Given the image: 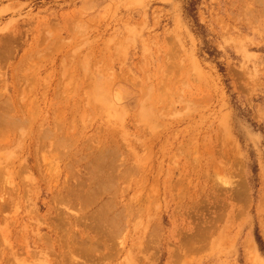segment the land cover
I'll use <instances>...</instances> for the list:
<instances>
[{
	"label": "rangeland",
	"instance_id": "obj_1",
	"mask_svg": "<svg viewBox=\"0 0 264 264\" xmlns=\"http://www.w3.org/2000/svg\"><path fill=\"white\" fill-rule=\"evenodd\" d=\"M0 177V264H264V0H0Z\"/></svg>",
	"mask_w": 264,
	"mask_h": 264
},
{
	"label": "bare ground",
	"instance_id": "obj_2",
	"mask_svg": "<svg viewBox=\"0 0 264 264\" xmlns=\"http://www.w3.org/2000/svg\"><path fill=\"white\" fill-rule=\"evenodd\" d=\"M96 87H97V86H96ZM162 87H163V86H162ZM99 88H100V87H99ZM96 89H97V88H96ZM97 91H98V90H97ZM10 104H11V103H10ZM56 109H58V108H56ZM10 110H11V109H10ZM1 116H2V115H1ZM2 119H4V118H2ZM60 122H61V121H60ZM60 126H62V125H60ZM48 129H49V127H48ZM51 129H52V128H51ZM60 129H61V128H60ZM60 129H59V130H60ZM46 130H47V129H46ZM2 132H3V131H2ZM53 132H54V131H53ZM53 132H52V133H53ZM59 132H60V131H59ZM60 134H61V133H60ZM50 137H51V135H50ZM63 137H64V136H63ZM51 138H52V137H51ZM57 138H58V137H57ZM69 138H70V137H69ZM41 139H44V138H41ZM61 139H62V138H61ZM39 141H40V140H39ZM49 141H50V140H49ZM61 141H62V140H61ZM55 144H56V143H55ZM56 146H57V145H56ZM40 148H43V147L40 146ZM64 148H65V147H64ZM47 150H48V149H47ZM70 150H71V149H70ZM77 151H78V150H77ZM65 152H66V151H65ZM58 154H59V153H58ZM108 154H109V153H108ZM114 154H115V153H114ZM46 155H47V154H46ZM55 156H56V155H55ZM95 159H96V158H95ZM106 159H107V158H106ZM101 161H102V160H101ZM111 161H112V160H111ZM112 162H113V161H112ZM112 162H111V163H112ZM114 162H115V160H114ZM54 166H55V165H54ZM72 167H73V165H72ZM96 168H97V166H96ZM94 169H95V167H94ZM96 170H98V169H96ZM113 170H114V169H113ZM103 171H104V170H103ZM91 173H92V172H91ZM94 173H95V172H94ZM94 173H93V174H94ZM97 173H98V172H97ZM128 173H129V172H128ZM45 174H46V173H45ZM68 174H69V173H68ZM118 177H120V176H118ZM126 177H127V176H126ZM0 178H1V177H0ZM108 179H109V178H108ZM102 181H103V180H102ZM88 184H89V183H88ZM86 186H87V185H86ZM108 186H109V185H108ZM89 188H90V187H89ZM110 189H111V188H110ZM112 189H113V188H112ZM82 190H83V189H82ZM84 190H85V189H84ZM91 190H92V189H91ZM91 190H90V191H91ZM79 191H80V189H79ZM88 191H89V190H88ZM92 192H94V191H92ZM96 192H97V191H96ZM98 192H99V191H98ZM98 192H97V193H98ZM110 192H111V191H110ZM74 193H75V192H74ZM76 193H77V192H76ZM90 193H91V192H90ZM97 193H96V194H97ZM92 194H93V193H92ZM94 194H95V193H94ZM77 196H78V195H77ZM82 196H84V195H82ZM98 197H99V196H97V198H98ZM73 198H74V197H73ZM76 198H77V197H76ZM91 198H92V197H91ZM97 198H96V199H97ZM77 199H78V198H77ZM81 200H82V199H81ZM56 201H57V200H56ZM111 201H113V200H111ZM111 201H110V202H111ZM66 202H67V201H66ZM80 202H81V201H80ZM110 202H109V203H110ZM62 203H64V202H62ZM69 203H70V202H69ZM69 203H68V204H69ZM84 203H85V201H84ZM64 204H66V203H64ZM68 204H67V205H68ZM86 205H87V204H86ZM89 205H90V204H89ZM84 206H85V205H84ZM103 206H104V205H103ZM106 206H108V205L106 204ZM126 207H127V206H126ZM123 208H124V207H123ZM9 209H10V208H9ZM76 209H77V208H76ZM110 209H111V208H110ZM112 209H113V208H112ZM58 210H59V209H58ZM104 210H105V209H104ZM106 210H107V208H106ZM129 210H130V209H129ZM85 211H86V210H85ZM5 212H6V211H5ZM102 212H103V211H102ZM105 213H106V212H105ZM122 213H123V212H122ZM68 214H69V213H68ZM97 214H98V212H97ZM115 214H116V213H115ZM63 215H64V214H63ZM106 215H107V214H106ZM95 216H96V215H95ZM116 216H117V215H116ZM116 216H115V217H116ZM87 217H89V216H87ZM103 217H104V215H103ZM123 217H124V216H123ZM78 218H79V217H78ZM112 218H114V217L112 216ZM112 218H111V219H112ZM126 218H127V217H126ZM67 219H68V218H67ZM85 219H86V218H85ZM94 219H95V218H94ZM64 220H65V219H64ZM64 220H62V221H64ZM87 220H88V219H87ZM90 220H91V219H90ZM112 220H113V219H112ZM62 221H61V222H62ZM103 221H104V220H103ZM105 221H106V220H105ZM114 221H115V219H114ZM82 222H83V221H82ZM82 222H80V223H82ZM101 222H102V221H101ZM52 223H53V222H52ZM85 223H86V221H85ZM90 223H91V221H90ZM112 223H113V222H112ZM116 223H117V222H116ZM54 224H55V223H54ZM101 224H102V223H101ZM90 225H91V224H90ZM103 225H104V223H103ZM115 225H116V224H115ZM119 225H120V224H119ZM119 225H118V226H119ZM54 226H56V225H54ZM86 226H87V225H86ZM92 226H93V223H92ZM94 226H95V225H94ZM97 226H98V225H97ZM90 227H91V226H90ZM95 227H96V226H95ZM108 227H109V226H108ZM57 228H58V227H57ZM114 228H115V227H114ZM85 229H86V228H85ZM94 229H95V228H94ZM94 229H93V230H94ZM101 229H102V228H101ZM115 229H116V228H115ZM0 230H1V229H0ZM93 230H92V231H93ZM3 231H4V230H3ZM97 231H98V230H97ZM97 231H94V232H97ZM104 231H105V229H104ZM62 232H63V231H62ZM67 232H68V231H67ZM88 232H89V231H88ZM88 232H87V234H88ZM101 233H102V232H101ZM107 233H108V232H107ZM115 233H116V232H115ZM95 235H98V234H95ZM106 235H107V234H106ZM65 236H66V235H65ZM68 236H69V234H68ZM80 236H81V235H80ZM83 236H84V235H83ZM92 236H94V235H92ZM103 236H104V235H103ZM107 236H108V235H107ZM69 237H71V236H69ZM69 237H67V238H69ZM85 237H87V236H85ZM99 237H100V235H99ZM99 237H98V238H99ZM112 237H113V236H112ZM78 238H79V237H78ZM96 238H97V237H96ZM100 238H101V237H100ZM100 238H99V240L102 241V239H100ZM0 239H2V238L0 237ZM62 239H63V238H62ZM72 239H73V237H72ZM79 239H80V238H79ZM79 239H78V240H79ZM81 239H84V238H81ZM86 239H87V238H86ZM88 239H89V237H88ZM51 240H52V239H51ZM54 240H55V239H54ZM75 240H77V239H75ZM78 240H77V241H78ZM84 240H85V239H84ZM84 240H83V241H84ZM94 240H96V239H94ZM99 240H98V241H99ZM103 240H105V239H103ZM79 241H80V240H79ZM81 241H82V240H81ZM81 241H80V242H81ZM101 241H99V242L102 243ZM92 242H94V241H92ZM51 243H52V241H51ZM78 243H79V242H78ZM84 243H85V241H84ZM84 243H83V244H84ZM90 243H91V242H90ZM90 243H87V244H90ZM95 243H97V242L95 241ZM95 243H92L91 245H94ZM67 244H69V243H67ZM84 245H86V244H84ZM100 245H101V244H100ZM52 246H53V245H52ZM62 246H63V245H62ZM75 247H76V246H75ZM99 247L101 248V246H99ZM99 247H98V248H99ZM103 247H104V246H103ZM63 249H64V248H63ZM63 249H62V250H63ZM65 249H66V248H65ZM89 249H90V248H89ZM96 249H97V248H96ZM51 250H52V249H51ZM62 250H61V251H62ZM80 250H81V248H80ZM80 250H79V253L82 254V253L84 252V250H82V252H81ZM100 250H101V249H100ZM63 251H64V250H63ZM3 252H4V251H3ZM88 252H89V251H87V254H88ZM64 253H65V252H64ZM69 253H70V255H71V256H70V255H69V256L73 259V260H71V263H75V264L77 263V264H78L79 261H80V259H77V257H75L76 255L73 254V253H74L73 249H71V250L69 251ZM2 254H3V253H2ZM76 254H78V253H76ZM85 254H86V253H85ZM85 254H84V255H85ZM89 254L91 255L90 252H89ZM93 254H94V253H93ZM102 254H104V253H102ZM51 255H52V254H51ZM59 255H60V254H59ZM67 255H68V254H67ZM0 256H1V255H0ZM57 256H58V255H57ZM63 256H64V255H63ZM73 256H74V257H73ZM92 256H93V255H92ZM79 257H80V256H79ZM58 258H59V257H58ZM76 259H77V260H76ZM81 259H82V258H81ZM6 260H7V259H6ZM66 260H68V258H67ZM66 260H65V261H66ZM78 260H79V261H78ZM99 260H100V259H99ZM58 261H59V260H58ZM68 261H69V260H68ZM5 262H7V261H5ZM63 263H64V262H63Z\"/></svg>",
	"mask_w": 264,
	"mask_h": 264
}]
</instances>
